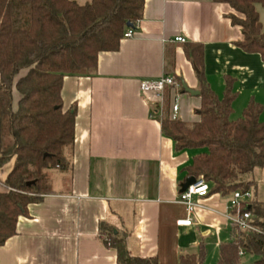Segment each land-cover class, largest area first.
<instances>
[{
	"label": "crops",
	"instance_id": "crops-1",
	"mask_svg": "<svg viewBox=\"0 0 264 264\" xmlns=\"http://www.w3.org/2000/svg\"><path fill=\"white\" fill-rule=\"evenodd\" d=\"M230 12L229 4L214 0H145L132 37L102 52L91 74L65 76L64 108L77 110L68 166L48 171L51 191L19 216L16 234L0 246V264H118L112 237L123 239L132 255L157 257L159 264H180L186 254L199 264H218L222 249L236 264L250 263L230 219L232 193L195 195L192 223L178 224L189 217L180 195L198 150L175 148L162 129L159 98L142 89L143 81L177 77L171 107L177 103V117L185 121L199 120L201 96L182 90L183 81L200 87L195 64L175 40L184 36L204 45L206 79L219 96L226 76L234 77L231 117L251 98L264 106V61L237 44L243 34ZM14 163L0 166V192ZM251 178L253 200L264 202V167Z\"/></svg>",
	"mask_w": 264,
	"mask_h": 264
},
{
	"label": "trees",
	"instance_id": "trees-1",
	"mask_svg": "<svg viewBox=\"0 0 264 264\" xmlns=\"http://www.w3.org/2000/svg\"><path fill=\"white\" fill-rule=\"evenodd\" d=\"M214 1L231 6L227 17L243 34L237 44L264 61V28L256 7L264 6V0ZM144 6L145 0H0V166L15 159L3 182L6 190L0 192V246L16 234L17 220L28 213V205L51 191L48 171L68 166L66 150L74 144L77 110L64 108L65 76L94 72L99 55L120 48L129 23L141 20ZM183 44L200 81V118L173 119V86L166 85L163 132L177 150H198L187 175L204 178L209 192L249 190L256 184L253 170L264 167V106L251 98L240 116L231 117L237 97L234 77L226 76L219 96L206 79L204 45ZM23 69L28 72L16 78ZM15 90L20 94L17 104ZM244 206L254 228L239 231L240 249L255 257L249 264H264V202L255 199ZM112 240L118 264H159L157 257L132 255L123 239ZM180 264H199V257L182 255ZM218 264H236V258L222 249Z\"/></svg>",
	"mask_w": 264,
	"mask_h": 264
},
{
	"label": "built area",
	"instance_id": "built-area-1",
	"mask_svg": "<svg viewBox=\"0 0 264 264\" xmlns=\"http://www.w3.org/2000/svg\"><path fill=\"white\" fill-rule=\"evenodd\" d=\"M139 21L136 24H133L126 32L124 37H132L134 35V31L136 27H138ZM176 41L186 42L187 39L184 36L175 37ZM177 84L175 78L173 76L164 75L159 79L155 80H146L142 82V89L144 91H154L159 98V110L160 114H163V96L164 89L166 85L175 86ZM179 110V105L175 103L172 105V113L171 117L173 119L177 118V111ZM210 191V184L204 178H197L196 181L190 184L186 189L182 190L180 195V201L184 203L187 207V211L189 213V217L185 219L178 220V224L190 225L192 223V219L190 214L194 211L197 203L194 201V196H205ZM253 200V193L250 190L241 191L235 190L232 193L231 199V208L233 209V214L230 219L237 229V231H241L244 229L254 228L250 223V219L252 214L249 210H246L247 207L244 205L249 204ZM250 207V205H249ZM244 251L240 250V254H243Z\"/></svg>",
	"mask_w": 264,
	"mask_h": 264
},
{
	"label": "rangeland",
	"instance_id": "rangeland-1",
	"mask_svg": "<svg viewBox=\"0 0 264 264\" xmlns=\"http://www.w3.org/2000/svg\"><path fill=\"white\" fill-rule=\"evenodd\" d=\"M81 3L82 4H84V3H86V1L85 0H82L81 1ZM256 7H257V10H258V12H259V14H260V20H261V22H262V24H263V28H264V6L263 5H261V4H257L256 5ZM28 72V69H23L18 75H17V77L16 78H18V77H20V76H22V75H25L26 73ZM16 95H18V97H20V94L17 92V90H15V94H14V102H15V104H17V100H18V98L16 97ZM237 117L238 116H240V115H236ZM236 116H234V115H232V117L234 118H237ZM263 117H264V115H263ZM244 258V260L246 261L247 259H249L248 261L251 263L253 260H252V255H249V254H245V256L243 257ZM252 260V261H251ZM249 264V263H248Z\"/></svg>",
	"mask_w": 264,
	"mask_h": 264
},
{
	"label": "water",
	"instance_id": "water-1",
	"mask_svg": "<svg viewBox=\"0 0 264 264\" xmlns=\"http://www.w3.org/2000/svg\"><path fill=\"white\" fill-rule=\"evenodd\" d=\"M129 26H133V24L129 23ZM182 85H183V88L186 92H189L193 95H199L200 94V91L199 90H195V89H192L190 88L186 83L185 81L182 82ZM196 181V178L191 176L187 179L185 185L183 186V190L186 189L190 184L194 183Z\"/></svg>",
	"mask_w": 264,
	"mask_h": 264
}]
</instances>
